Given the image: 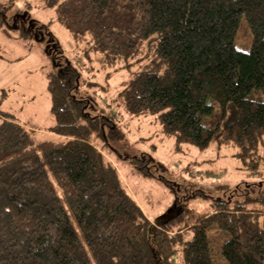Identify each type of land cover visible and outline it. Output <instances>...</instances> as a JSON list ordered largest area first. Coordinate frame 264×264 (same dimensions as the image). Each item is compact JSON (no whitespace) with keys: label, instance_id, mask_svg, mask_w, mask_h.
<instances>
[{"label":"trees","instance_id":"obj_1","mask_svg":"<svg viewBox=\"0 0 264 264\" xmlns=\"http://www.w3.org/2000/svg\"><path fill=\"white\" fill-rule=\"evenodd\" d=\"M42 1L106 64L148 47L121 92L132 116L157 117L179 145L232 144L246 170L263 164L264 0ZM46 77L54 137L0 111V264H174L179 250L184 264H264V227L241 207L153 224L104 154L126 137L114 113L90 114L70 63Z\"/></svg>","mask_w":264,"mask_h":264},{"label":"rangeland","instance_id":"obj_2","mask_svg":"<svg viewBox=\"0 0 264 264\" xmlns=\"http://www.w3.org/2000/svg\"><path fill=\"white\" fill-rule=\"evenodd\" d=\"M0 4L4 11L0 111L12 114L35 138L52 137L48 131L55 122L46 74L70 63L82 76L75 96L90 101L91 115L114 113L126 132L123 139H109L104 154L153 224H165L187 209L197 217L210 215L222 201L226 203L222 207L258 214L264 227V162L252 172L245 169L237 157L239 149L232 144L213 143L205 150L179 145L157 117H135L125 108L121 92L146 68L151 58L148 47L139 58L109 65L90 50V38L76 41L56 19L55 9L45 7L42 0H0ZM239 35L236 46L247 50L244 27ZM259 148L264 158V143ZM182 260L179 250L174 264H184Z\"/></svg>","mask_w":264,"mask_h":264}]
</instances>
